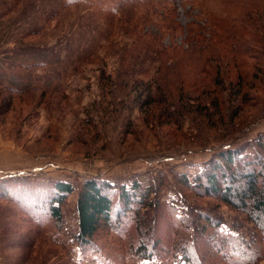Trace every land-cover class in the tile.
<instances>
[{
	"label": "rangeland",
	"instance_id": "1",
	"mask_svg": "<svg viewBox=\"0 0 264 264\" xmlns=\"http://www.w3.org/2000/svg\"><path fill=\"white\" fill-rule=\"evenodd\" d=\"M6 1L18 5L0 35L17 16L21 31L39 27L25 41L50 49L46 66L4 62L29 86L0 84V189L25 208L43 203L46 226L28 237L34 220L0 198V264H185L184 251L189 264H238L231 252L244 245L240 264H264L255 225L193 180L264 137V0ZM90 178L108 182L113 201L138 184L146 204L135 215L152 222L136 229L131 212L80 245L76 193ZM55 181L75 188L59 227L44 203ZM205 217L216 226L201 232ZM216 235L233 260L208 249Z\"/></svg>",
	"mask_w": 264,
	"mask_h": 264
},
{
	"label": "trees",
	"instance_id": "2",
	"mask_svg": "<svg viewBox=\"0 0 264 264\" xmlns=\"http://www.w3.org/2000/svg\"><path fill=\"white\" fill-rule=\"evenodd\" d=\"M72 1L75 4L78 0ZM16 5H18L17 1L9 3L6 0H0V27L3 21L2 16H4L5 21L11 13L15 12L14 8L16 9ZM26 23V21H19L16 16L14 21L9 24V26L12 25V29L7 34L4 32V34L0 35V84L6 83L10 89H13L11 86L24 89L29 86V80L25 79L23 81L15 74L10 76L7 73V68H4L5 61H9L10 64L14 61L13 67H22L23 69L47 65L46 51L50 48L39 47V45L25 41L27 37H32L39 31V27L35 22L29 24L28 30L21 31L23 29L22 26ZM10 40L12 46L8 47V41ZM35 81L39 83L38 80ZM40 94L43 95L44 90ZM261 150H264V137L262 136L257 137V140H255L252 153L245 152L242 154V152H238L235 149L219 153L210 164V169L204 170L199 176H195L193 180L194 186H197L194 188L195 191H200L208 197L216 198L236 212L243 213L259 230L260 236L264 241V155L260 154ZM138 187V184H132L129 188L118 187L117 200L113 201L111 193L107 192L111 189L108 182L95 178L83 180L78 186L76 193L77 234L75 238L78 243L82 246L92 244L95 235L102 229L118 232L124 226L122 219L131 212L134 215L131 214L130 218L132 222L134 221L136 229L143 228L145 222H152L153 219L148 220V218L140 221L138 216L135 215L146 204V194L138 196L136 193ZM74 190V186L69 182L55 181L51 191L44 193L48 219L58 227L62 221L61 206L65 202L66 197L72 194ZM13 194V192L7 191L3 187L0 189V198H6L8 199L7 201L15 203L16 206L20 207L19 211L24 210L25 215L29 214L34 220V229L31 230L28 237H30V234L41 233L46 226V221L39 219V215L43 211L41 210L42 206H44L43 203L38 207L25 208L22 205L23 201ZM205 218L208 221L204 220L205 224H202L201 228L198 229L201 232L210 227L214 228V225L216 226V223L214 225L209 223L210 218ZM146 229H149V227L146 226ZM149 231L153 233L154 229H149ZM215 237V240L206 241V245L208 249L222 253L220 255L221 258L219 257L218 259L226 260L234 256L235 262L240 264L244 251L246 250L247 252L250 249L249 245H244L240 251L231 252L232 256H227L223 254L222 250H219V248H224L226 244L224 242L226 240L225 236L216 235ZM218 242L220 246L217 245ZM139 245V248H136L135 251L139 252L141 250L140 252L144 254V244L141 242ZM182 253L185 259L184 263L189 264L190 260L187 252L184 251ZM210 255L211 253L204 258L213 259L216 257V255L212 257ZM139 256L144 257L141 254ZM202 260L203 257H199V264H203Z\"/></svg>",
	"mask_w": 264,
	"mask_h": 264
}]
</instances>
